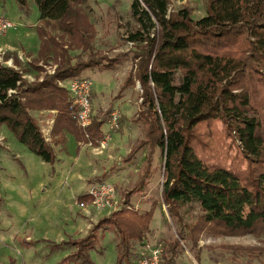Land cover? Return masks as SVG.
<instances>
[{
	"label": "trees",
	"instance_id": "1",
	"mask_svg": "<svg viewBox=\"0 0 264 264\" xmlns=\"http://www.w3.org/2000/svg\"><path fill=\"white\" fill-rule=\"evenodd\" d=\"M85 1L33 0L39 14L37 57L55 63L52 73L29 81L24 77L29 70L21 69L15 52L3 54V60L12 57V65L0 61V126L51 171L54 147L66 151L67 133L77 143L96 145L104 139L102 126L112 112L93 115L81 128L68 90L58 84L119 62L118 56L108 58L94 49L95 28L82 7ZM15 2L29 13L28 0ZM169 4L133 0L137 28L127 38L140 43L134 52L138 62L135 75L129 74L122 85L138 82L137 119L145 126L144 137L123 160L147 146L148 171L154 149L162 156V203L179 239L161 243L162 264H175L181 242H195L202 232H264V0H206V13L198 19L188 7L170 12ZM75 49L86 58L72 56ZM42 110L55 111L50 142L31 114ZM143 177L134 187L141 186ZM133 188L125 205L98 219L83 237L51 241L52 251L62 245L74 248L54 264H94L88 251L98 241V228L116 234L115 264H132V243L144 239L154 213V206L140 212L128 205ZM76 200L90 203L92 196L80 194ZM192 209L195 221L188 223L185 217Z\"/></svg>",
	"mask_w": 264,
	"mask_h": 264
},
{
	"label": "rangeland",
	"instance_id": "2",
	"mask_svg": "<svg viewBox=\"0 0 264 264\" xmlns=\"http://www.w3.org/2000/svg\"><path fill=\"white\" fill-rule=\"evenodd\" d=\"M132 2L86 0L82 6L95 28L94 49L108 58L119 57V62L111 68L99 65L83 72V76L88 77L92 84L93 115L101 117L112 110L102 126L104 139L96 145L75 142L73 147L74 141L69 137L66 147L71 153L61 152L60 146L54 147L56 161L53 171L26 158V151L29 152L27 147L16 139L17 145L11 147L17 153L16 157L6 145L0 143V196L4 199L0 202V264H54L74 248L62 245V249L52 251L49 250L51 241L77 240L86 235L98 219L125 205L127 191L138 186L145 173L147 176L143 177L140 187L133 188L128 203L140 212L154 206L149 229L142 241L162 243L179 240L162 203L160 151L154 149L148 171H145L147 146L142 147L131 160H123L145 132V126L137 119L140 106L138 82L122 87L129 74L135 75L138 62L134 52H137L136 45L140 43L127 38L128 33L137 28L131 15ZM28 6V18L34 21L38 18L37 7L33 0L28 1ZM183 7H188L191 17L198 19L206 13V0H170V12ZM18 10L15 0H0V13L5 12L10 19L16 18ZM26 28L30 29L29 26ZM20 43L23 44L22 51L20 56L16 55L21 69L29 70L24 73L27 80L32 81L35 77L41 78L44 73L53 72L55 63L52 60L37 57L36 42ZM7 51L12 52L4 47L0 49V61L12 65V57L3 60V54ZM70 52L72 56L79 54L86 58L85 52L80 50ZM29 64L37 65L40 69L36 71ZM66 80H58V84ZM113 113L118 115V119L119 116L123 117L120 123L117 121L118 127H111L109 123ZM32 115L45 140L50 142L49 132L55 111L44 110ZM3 128L10 133L6 126ZM114 128L120 129V133H116ZM77 145L79 149L75 151ZM34 157L38 158L36 155ZM102 183L111 184L115 190V202L111 206L97 209L91 202H77L78 195ZM195 214L196 209H192L190 214H186V221H195ZM95 233L98 241L94 249L88 251L91 261L94 264H115V232L112 228H98ZM142 241L132 243V264H136L135 253ZM181 246L175 264H264V232L231 235L202 232L195 242L185 239Z\"/></svg>",
	"mask_w": 264,
	"mask_h": 264
},
{
	"label": "built area",
	"instance_id": "3",
	"mask_svg": "<svg viewBox=\"0 0 264 264\" xmlns=\"http://www.w3.org/2000/svg\"><path fill=\"white\" fill-rule=\"evenodd\" d=\"M15 28V22L7 16L0 14V34H5ZM63 82L59 81L60 85L65 87L69 92L71 103L74 107L73 117L76 123L85 129L90 124L93 116L91 101L92 84L86 76L70 78ZM111 116V121H109L111 127H118V115L113 113ZM86 193L92 196L91 204L97 209L111 206L115 202L116 194L111 184L102 183L91 186ZM140 244L135 253L136 264H162L161 243H149L144 240Z\"/></svg>",
	"mask_w": 264,
	"mask_h": 264
},
{
	"label": "crops",
	"instance_id": "4",
	"mask_svg": "<svg viewBox=\"0 0 264 264\" xmlns=\"http://www.w3.org/2000/svg\"><path fill=\"white\" fill-rule=\"evenodd\" d=\"M29 13L24 14L20 10H18V14H17L16 18L14 20L11 19L13 22H15L16 28L14 30H10L9 32H7L4 36H0V49H3V47H4L5 49L10 50L12 52L15 50L14 52L17 53V55H19V56H20V52L22 51V47H23L22 46L23 44L21 45L20 42H22V43L23 42H25V43H28V42L35 43L36 42V44H37L36 49H38L39 39H38L36 31H35V26L38 24L39 14H38V18H36L34 21H30L28 18ZM0 14L8 17V15L5 12H1ZM26 26H29L30 29L26 28ZM19 29L21 31L17 32ZM24 30H25V32H24ZM14 33L17 35L13 36ZM36 52H37V50H36ZM32 56H34V55H32ZM38 112H44V110L32 111L31 114L38 113ZM3 127H5V125L0 126V143H2L3 145H6L5 147L9 150V152L12 153L16 157L17 153H15L11 149V147H13L12 145H17V143L15 142V138H13V136L10 134L11 132L9 133V132H7V130H2V129H4ZM66 136H67L66 143H68L70 141L69 139L71 138L72 141H74V142H72L73 147H75L76 141L74 140L73 136L71 134H68V133L66 134ZM66 149H67L66 150L67 154L71 153L69 148L66 147ZM75 151H76V148H75ZM61 152H63V151H61ZM25 156H26V158H30L36 164H40V165L43 164L46 167H50V165L48 163L42 161L38 156H37L38 157L37 158L38 160H37L34 157L35 155L33 153H31L30 151L29 152L26 151ZM53 167H54V164H53Z\"/></svg>",
	"mask_w": 264,
	"mask_h": 264
}]
</instances>
